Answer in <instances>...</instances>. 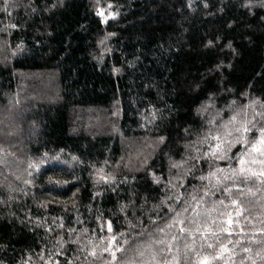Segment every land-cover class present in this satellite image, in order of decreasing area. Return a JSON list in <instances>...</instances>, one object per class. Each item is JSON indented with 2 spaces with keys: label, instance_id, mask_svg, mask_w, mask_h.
Instances as JSON below:
<instances>
[{
  "label": "trees",
  "instance_id": "obj_1",
  "mask_svg": "<svg viewBox=\"0 0 264 264\" xmlns=\"http://www.w3.org/2000/svg\"><path fill=\"white\" fill-rule=\"evenodd\" d=\"M3 55L0 264H264V0H0Z\"/></svg>",
  "mask_w": 264,
  "mask_h": 264
},
{
  "label": "rangeland",
  "instance_id": "obj_2",
  "mask_svg": "<svg viewBox=\"0 0 264 264\" xmlns=\"http://www.w3.org/2000/svg\"><path fill=\"white\" fill-rule=\"evenodd\" d=\"M8 56H1L0 57V62H4ZM31 77H33L31 79ZM36 77L28 76L23 79L28 81L29 83H36L39 87L33 90H27L24 91L25 93L20 94L21 102H25L26 100H42L45 101L46 99H49V97H55L56 95V88L52 86L53 82H50L47 85H39ZM24 88V86L22 85ZM19 89H21V85L19 86ZM32 92V93H31ZM14 100H8L6 107L4 106L3 108L0 107V139H2L4 142H11V140L15 139L19 143H21L22 139H20V134H21V128L22 125L20 126L19 129V116L16 113V105L17 102H14ZM90 115L89 113H73V117L75 120L74 126L79 128L80 130L89 133L90 131L97 130L99 132L103 133H109L112 126L110 120H108L104 115V113H98V114H93L94 118H88ZM22 122V121H21ZM98 124V126L94 125ZM79 125V126H78ZM124 143H128L127 141H124ZM146 155V154H145ZM139 167H136L138 169Z\"/></svg>",
  "mask_w": 264,
  "mask_h": 264
}]
</instances>
